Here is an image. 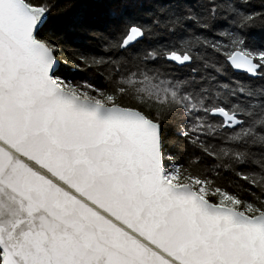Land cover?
Returning <instances> with one entry per match:
<instances>
[{
	"label": "snow or ice",
	"instance_id": "6c2138e0",
	"mask_svg": "<svg viewBox=\"0 0 264 264\" xmlns=\"http://www.w3.org/2000/svg\"><path fill=\"white\" fill-rule=\"evenodd\" d=\"M0 264H264V0H0Z\"/></svg>",
	"mask_w": 264,
	"mask_h": 264
}]
</instances>
